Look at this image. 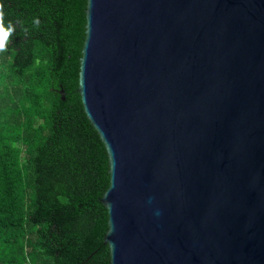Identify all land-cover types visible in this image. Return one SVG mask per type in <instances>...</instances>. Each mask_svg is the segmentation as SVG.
<instances>
[{
  "label": "water",
  "instance_id": "1",
  "mask_svg": "<svg viewBox=\"0 0 264 264\" xmlns=\"http://www.w3.org/2000/svg\"><path fill=\"white\" fill-rule=\"evenodd\" d=\"M84 13L76 92L108 159L109 264H264V0Z\"/></svg>",
  "mask_w": 264,
  "mask_h": 264
},
{
  "label": "trees",
  "instance_id": "2",
  "mask_svg": "<svg viewBox=\"0 0 264 264\" xmlns=\"http://www.w3.org/2000/svg\"><path fill=\"white\" fill-rule=\"evenodd\" d=\"M0 6V264H109L108 159L76 92L86 0Z\"/></svg>",
  "mask_w": 264,
  "mask_h": 264
},
{
  "label": "clouds",
  "instance_id": "3",
  "mask_svg": "<svg viewBox=\"0 0 264 264\" xmlns=\"http://www.w3.org/2000/svg\"><path fill=\"white\" fill-rule=\"evenodd\" d=\"M38 23V21H36ZM15 27L12 23L7 26L4 24L2 6H0V51H4L6 48V42L8 38L14 33Z\"/></svg>",
  "mask_w": 264,
  "mask_h": 264
}]
</instances>
